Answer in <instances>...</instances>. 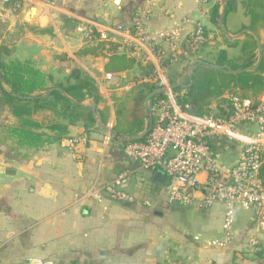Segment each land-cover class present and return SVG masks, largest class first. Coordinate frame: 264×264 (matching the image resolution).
<instances>
[{"label":"crops","instance_id":"crops-1","mask_svg":"<svg viewBox=\"0 0 264 264\" xmlns=\"http://www.w3.org/2000/svg\"><path fill=\"white\" fill-rule=\"evenodd\" d=\"M17 1V6L10 7L0 0V45L12 50L4 60L33 61L42 71L52 73L55 80L63 79L74 67L85 70L104 98L98 105L104 121L98 113V124L89 131L79 124L71 128L67 138L30 149L7 137L5 127L15 124L17 118L4 101L0 102V115L6 119L0 124V264H24L29 258L53 264H212L208 255L197 251L195 242H189L191 236L184 234L182 239L179 231L177 235H166L165 223L157 217L174 203L167 200L163 179L156 181L155 172L141 168L125 154L126 142L121 135L135 134H119L114 129L116 106L121 99L142 82L157 85L154 73L149 76L135 66L108 79L107 58L79 56L77 52L95 43L79 30L80 25L101 31L117 24L131 26L139 18L153 32L180 25L190 31L201 22L211 37L205 52L214 54L225 48L232 53L238 48L227 46L223 39L221 43L215 40L221 29L213 19L220 14L222 1ZM243 2L227 0L230 9L223 22L232 37L240 34L250 20ZM261 36L264 41V31ZM242 38L244 34L232 39ZM133 54L139 61L150 62L155 72L156 63L150 53L141 50ZM170 75L169 71L171 81ZM35 117L47 120L51 112L42 111ZM101 122L113 132L104 129ZM149 122L150 118H145L144 129ZM236 153L232 145L229 162L236 159ZM124 169L132 171L128 190L135 196L134 202L76 197L92 182L110 181ZM208 212L218 220L207 217L205 230L218 225L220 236L223 208L216 205ZM248 224L256 233L255 222L250 219Z\"/></svg>","mask_w":264,"mask_h":264},{"label":"built area","instance_id":"built-area-1","mask_svg":"<svg viewBox=\"0 0 264 264\" xmlns=\"http://www.w3.org/2000/svg\"><path fill=\"white\" fill-rule=\"evenodd\" d=\"M79 30L92 39L97 29L80 25ZM98 32L100 39L118 43L120 51L150 53L156 63L153 78L163 88V96L150 103L149 133L141 140L125 144L127 157L136 160L143 169L164 172V191L169 202L184 206L197 204L206 210L216 205L223 208L221 235L206 241V248L223 249L233 243L237 237L238 208L250 213L256 225L248 246L264 247V96L254 99L232 95L230 102L222 106L224 113L214 115L190 113L178 102L184 92L171 88L167 75L183 57L197 55L207 43L201 22L190 31L180 25L153 32L136 18L131 26L117 24ZM106 76L113 78L112 73ZM232 145L237 151L236 159L229 162L227 155ZM131 177L132 171L124 169L110 181L92 182L76 197L99 202L105 198L134 202L136 198L128 190ZM24 264L53 262L29 258Z\"/></svg>","mask_w":264,"mask_h":264},{"label":"trees","instance_id":"trees-1","mask_svg":"<svg viewBox=\"0 0 264 264\" xmlns=\"http://www.w3.org/2000/svg\"><path fill=\"white\" fill-rule=\"evenodd\" d=\"M4 3L14 7L19 2L9 0ZM243 5L246 15L250 18L244 29L248 28L250 32L245 33L242 39H232L220 30L224 43L229 47L238 48L239 54L231 56L228 50L223 48L203 59L217 65H228L229 69L253 65L259 59L256 38L253 34L255 33L261 40L260 65L249 71L234 74L205 64H196L191 76L185 77L187 86L175 88L178 92H184L178 97V102L190 113L207 114L204 108H208L212 101L217 100V114H222L224 113L222 106L230 102L232 95L254 99L264 96V41L261 36V31H264V0H244ZM229 9L230 6L227 3L226 14ZM213 22L216 24V17ZM204 29L208 40L205 47L209 44L211 37L207 29L205 27ZM99 37L100 33L94 30L92 40L95 39V43L80 49L77 54L107 58L105 71L113 75L131 70L135 66H139L147 75H153L154 68L150 62L144 63L141 59L139 61L132 51H120L118 43ZM11 53V48L0 45V102L4 101L12 115L17 118L15 124L5 127L7 137L16 145L39 149L67 138L71 128L79 124H83L86 131H89L91 127L98 124L91 103L96 105V112L100 113V119L104 121L101 116L102 111L98 108L104 98L95 79L85 70L74 67L63 79L55 80L52 73L42 71L33 61L18 59L5 61L4 56ZM197 55L183 57L179 64L183 66L182 70L190 68L191 62ZM182 74V71L175 68L171 73L170 82L172 84L178 82L183 78ZM52 87L62 88L65 94L57 89L48 93V89ZM157 87L155 84L142 82L121 99L120 104L116 106L117 124L114 129L117 133L136 135L143 131L145 118L148 117L144 111L145 98ZM21 96H32V98H21ZM162 96L163 93L155 95L151 103ZM42 111H50L51 117L47 120L36 118V114ZM262 155V172L264 173V147ZM162 182L165 183L164 179ZM263 250L264 247L253 248V252L258 256L263 255Z\"/></svg>","mask_w":264,"mask_h":264},{"label":"rangeland","instance_id":"rangeland-1","mask_svg":"<svg viewBox=\"0 0 264 264\" xmlns=\"http://www.w3.org/2000/svg\"><path fill=\"white\" fill-rule=\"evenodd\" d=\"M216 38H218L219 43L222 42L223 37L221 35V31L219 32L218 37H215V40ZM205 47V49H209V44ZM204 48L196 57H194V59L212 55L213 52L207 53ZM238 51L239 50H235L230 53V55L235 56L236 54H239ZM176 69L178 70L179 68ZM179 70L182 71L184 77L190 76L189 69L184 68L183 70ZM171 73H173V71H170V74ZM58 77L61 76L58 75ZM216 105L217 100H214L212 101V104L208 108L205 107L204 110L207 114H217L218 111ZM5 120L6 119L0 115V124L4 123ZM167 209L168 210L164 212L165 214L161 215V217H157L159 218V221H161V219L164 221L166 235H177L179 231L182 239L185 238L183 236L184 234L191 236L188 238L190 239L189 242H195L197 251H202L208 255L209 258L207 259L212 264H264V250L263 255L258 256L253 252V248L247 244L248 239L252 235H255V232L254 229L251 230V226L248 224L252 215L242 208H238L236 224L237 237L239 236V238L235 237L233 243L223 249L210 248V250H205L203 245L206 241L219 236L218 225H213L214 227L212 229L205 230V226L208 224L207 217L213 216L214 220H218L217 217L213 215V212H208L209 210L201 208L198 205L191 207L175 203L170 204ZM195 236H198L199 239L196 240ZM226 259H228V262L221 263V261H225Z\"/></svg>","mask_w":264,"mask_h":264},{"label":"water","instance_id":"water-1","mask_svg":"<svg viewBox=\"0 0 264 264\" xmlns=\"http://www.w3.org/2000/svg\"><path fill=\"white\" fill-rule=\"evenodd\" d=\"M118 1V0H116ZM222 1V10L220 12V14L216 17V23L218 25V27L225 33V35H227L228 37L230 38H238L239 36L245 34V33H248L250 32V30L248 28H245L241 31L240 34L238 35H235V36H230V33H229V30L228 28L224 25V18H225V15H226V4H227V0H221ZM33 12V8L30 10L29 13H32ZM255 35V38H256V44H257V47H258V51H259V59L257 61V63L253 64V65H250V66H247V67H244V68H233V69H229L228 65H217L215 63H211V62H208L206 60H204L203 58L199 57V58H196L194 59L191 64H190V68H189V75L191 76V73H192V69L193 67L196 65V64H205V65H208L212 68H215V69H218V70H223V71H229L230 73H241L243 71H249L255 67H258L260 65V62H261V59H262V47H261V40H260V37L253 33ZM187 86L186 84V79L183 78L181 79L180 81L174 83L171 85V88H177V87H181V88H185ZM54 89H57V90H60L62 93L65 94V91L60 88V87H52V88H49L48 89V93L52 92ZM163 91V88L162 87H157L155 88L153 91H151L150 93L147 94L146 98H145V114L150 118V122H149V125L139 134L137 135H134V136H127V135H121V137L124 139V141L127 143V142H131V141H138V140H141L143 139L150 131V128H151V125H152V115L150 113V103H151V100L152 98L157 95V94H160L162 93ZM13 95L16 96V93L13 92ZM47 95V94H45ZM21 98H27V99H31L32 96H27V97H23L21 96ZM91 107L93 109V113L94 115L97 117V112H96V105L94 103H91ZM102 125V127H104V129L106 130H110V132H113L112 129H110V127L106 124H103L102 122L100 123ZM164 178V172L162 170H158L155 172V175H154V179L158 182H161L162 179Z\"/></svg>","mask_w":264,"mask_h":264}]
</instances>
